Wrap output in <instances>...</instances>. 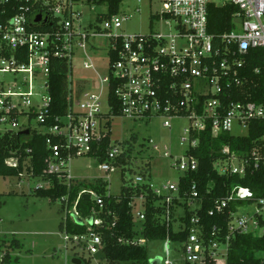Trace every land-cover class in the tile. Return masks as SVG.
Listing matches in <instances>:
<instances>
[{"label":"built area","instance_id":"obj_1","mask_svg":"<svg viewBox=\"0 0 264 264\" xmlns=\"http://www.w3.org/2000/svg\"><path fill=\"white\" fill-rule=\"evenodd\" d=\"M160 1L167 8L158 16L169 31L126 35L119 32L125 17L119 13L104 17L109 12L107 4H103L107 5L106 12L83 26L82 13L77 8L93 4L87 0H0V125L3 127L0 130H37L44 135L51 154L48 170L58 174L69 187L77 180L71 174V162L82 156L99 162V169L106 177L98 179L107 182L108 195H111L108 190L112 172L134 174L123 185L139 186L142 190V194L134 195L129 202L138 225V222L143 225L146 219V191L157 198L155 203L162 208L161 221L168 228L173 223L176 231L187 229L181 218L185 217L188 205L193 212L191 225L187 238L179 241L184 249L183 264H229L233 237L238 234L264 237V194L258 195L241 182L230 188L223 182L219 189L225 192L215 198L208 211L209 216L218 217L217 224L206 231L199 209L204 196L217 185L215 181L209 182L203 195L200 181L191 179L200 167L199 158L191 150L198 147L204 132L213 138L224 134L243 138L254 127L263 133L252 141L248 151L246 146L234 151L226 145L213 167L221 176L239 178L264 169V64L254 69L249 66L250 51L264 49V0ZM211 3L233 4L238 8L233 13L234 26L230 31L220 34L209 31ZM38 16L41 19L36 21ZM77 20H80L78 25ZM101 39H105L100 48L108 55V73L100 77V87L89 84L80 91L73 83L76 50ZM65 60L71 71L70 105L66 114L56 115L50 77L55 63ZM84 66L93 68V63L85 61ZM251 74L259 80L254 81ZM5 75L12 78L8 80ZM41 82L45 94L37 91ZM117 117L137 121L159 117L168 128H172L173 119L190 122L181 137V145L189 141L187 151L170 162L171 168L179 172L177 180L157 185L150 168L134 160L133 153L127 158L128 163L120 162L121 155H128V144L112 143L106 157L98 158L102 139L108 135V122ZM154 148L159 149L157 145ZM165 157L169 159L171 154L166 151ZM17 158L9 157L6 162L18 166ZM47 182L49 187L51 181ZM40 187L45 186L37 188ZM85 194H90L100 209L104 207L103 198L94 190H81L70 207L67 196L61 198L67 202L66 209L73 219H80L87 226L84 233L63 231L65 248L72 244L88 252L91 258H97L98 264H112L106 256L103 236L96 230L104 224L99 211L83 216L78 208ZM138 202L141 209L136 211ZM179 208L183 209L182 214L178 213ZM143 230V226H137L133 237H119L118 242L147 246L150 240ZM164 241L165 256L161 257V264H178L172 255L170 236ZM260 252L262 256L255 257L252 264H264V250ZM88 261L91 263L90 258Z\"/></svg>","mask_w":264,"mask_h":264},{"label":"rangeland","instance_id":"obj_2","mask_svg":"<svg viewBox=\"0 0 264 264\" xmlns=\"http://www.w3.org/2000/svg\"><path fill=\"white\" fill-rule=\"evenodd\" d=\"M166 8L160 0H123L119 15L125 17V21L119 32L126 35H142L159 30L168 32L169 29L158 16ZM77 9L82 13L81 24L87 26L95 22L99 14L107 11V5L82 4ZM79 22L77 20L76 24ZM103 40L105 39L90 41L87 46L76 50L73 83L80 91L89 84L100 87V77L108 73V55L104 48H100ZM85 61L92 62L93 68H85ZM5 77L8 80L12 78L11 75ZM42 82L39 83L37 91L45 94V90L40 87ZM111 123L112 143L128 144L132 148L134 160L141 162L143 166L146 163L157 185L177 180L179 172L171 168L170 162L187 151L189 141L181 145V137L185 134L184 127L190 125L188 120L173 119L172 128L166 127L163 119L159 117L147 121L117 117ZM0 129H3L1 125ZM154 145L159 149L155 150ZM166 151L171 154L169 159L165 157ZM71 174L78 180L89 181L106 177L99 169V162L87 156L75 158L71 162ZM133 177L134 174L129 171L112 172L108 191L119 196L124 181L129 183ZM47 185L48 182L43 179L0 176V264H73L74 258L81 259L82 264H88L89 258L92 264H98L97 258H91L88 252L75 248L72 244L69 249L65 248L61 224L69 211L61 199L53 200L36 195L35 189L38 186L48 187ZM138 203L136 211L141 209V204ZM178 213L182 214L183 209L179 208ZM138 223L142 226L141 222ZM175 227H178V222ZM165 243L160 239L150 240L146 246L148 258L126 264H153L154 258L165 256ZM170 243L173 257L178 264H183L185 256L182 245L178 241ZM6 253H9L11 260L8 262L4 259L6 262L2 263ZM254 256L260 257L262 252H256Z\"/></svg>","mask_w":264,"mask_h":264},{"label":"trees","instance_id":"obj_3","mask_svg":"<svg viewBox=\"0 0 264 264\" xmlns=\"http://www.w3.org/2000/svg\"><path fill=\"white\" fill-rule=\"evenodd\" d=\"M123 0H87V3L107 4L109 9L108 13L104 16L118 14L120 12V5ZM238 8L233 4L225 6L211 3L209 6V31L213 34H220L230 31L233 24V13ZM264 49L260 48L252 50L249 53V66L254 69L257 66L264 64ZM71 74L69 62L58 61L53 66L50 77V90L54 101V114L64 115L68 111L70 105L69 100V76ZM254 81H258L256 75L251 74ZM253 87V86H252ZM252 88H250L251 90ZM114 101V95H111ZM252 99L260 101L257 97ZM116 114L119 115V105L115 101ZM108 135L102 139L101 147L99 149L100 160L106 157V152L109 149L112 141L110 139L111 121L108 122ZM8 131L3 132L0 130V176H19L28 178H37L51 181L49 187H40L35 189V193L41 197H49L53 200L61 199L67 196L68 206L70 207L77 199L78 194L83 189L96 191L104 200V207L100 209L99 205L92 199H87L84 196L81 198L78 208L83 216H89L93 210H98L100 216L104 220L103 226H97L96 230L99 231L106 243V256L112 264H125L128 262L144 261L148 258V251L146 246H134L122 244L118 242L119 237L131 238L135 234V228L139 226L133 215V208L129 202L136 194H142V190L137 187L122 186L119 196L107 194V182L102 179L89 181L76 180L69 187L58 174L52 173L48 170L50 161V151L46 143V137L37 130ZM263 131H258L251 127L249 135L243 138L235 137L231 134H224L219 138L211 137L209 132L201 134V140L197 148L191 150L192 154L197 156L200 160L199 172L196 173L191 179L200 181L201 190L206 188V185L215 181L217 185L210 194L204 196L201 201L202 207L199 209V214L205 225V230H211L217 224V216H209L208 211L213 207V201L216 197L222 196L225 192L224 189H219L223 182H226L227 188H230L236 182H241L244 185L251 187L258 195L264 194V169H260L253 174L248 173L246 177L239 178L238 176L225 177L221 176L213 167L216 158L222 155V149L228 145L232 150L236 151L241 146H246V151L251 147V143ZM126 154L121 155L120 162L128 163L127 158H131L132 148L129 146ZM18 157V166H10L6 160L9 157ZM94 156V155H91ZM191 181V180H190ZM189 183V181L187 182ZM219 184V186H218ZM227 190V189H226ZM146 196V219L144 224L143 234L149 240H165L170 236L172 241H183L187 238L189 233L188 228L191 225V217L193 212L189 210L188 205L185 207V217L181 218L187 223V229L184 231H176L173 229V223H170V228L166 223L161 221L159 215L162 208L155 203V198L151 191L144 192ZM67 206V202H63ZM1 205V201H0ZM113 223H116L113 225ZM63 231L73 233H84L87 231V226L74 220L70 213L67 214L65 221L61 224ZM17 245L19 242L17 241ZM264 250V237L257 238L250 234H238L233 237L231 248L229 251V264H252L255 263V252ZM9 253H6L1 260L2 263L10 261ZM4 259L6 261L4 262ZM91 264L90 261H87Z\"/></svg>","mask_w":264,"mask_h":264},{"label":"water","instance_id":"obj_4","mask_svg":"<svg viewBox=\"0 0 264 264\" xmlns=\"http://www.w3.org/2000/svg\"><path fill=\"white\" fill-rule=\"evenodd\" d=\"M41 19V16H38L36 21H39ZM25 133H29L28 130L25 131ZM85 198L90 199V194H85L84 195ZM79 223H82V221L80 219L77 220ZM73 264H82V260L79 258H74L72 261ZM153 264H161V257H156L152 260Z\"/></svg>","mask_w":264,"mask_h":264}]
</instances>
